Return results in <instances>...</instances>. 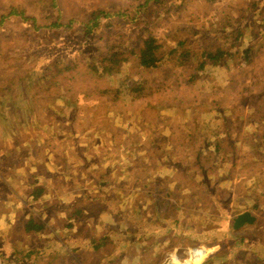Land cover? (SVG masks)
Segmentation results:
<instances>
[{
    "label": "rangeland",
    "instance_id": "1",
    "mask_svg": "<svg viewBox=\"0 0 264 264\" xmlns=\"http://www.w3.org/2000/svg\"><path fill=\"white\" fill-rule=\"evenodd\" d=\"M181 1L0 0V16L13 15L0 31V264L51 255L14 239L8 224L26 216L13 189L34 200L44 190L45 207L64 199L71 217L73 195L95 197L114 254L150 250L164 208L158 236L195 226L194 248L223 244L222 216L244 209L264 234V0ZM236 30L238 54L219 68L168 56L184 39L197 62ZM150 36L166 56L143 68L130 52ZM52 63L62 77L43 74Z\"/></svg>",
    "mask_w": 264,
    "mask_h": 264
},
{
    "label": "crops",
    "instance_id": "2",
    "mask_svg": "<svg viewBox=\"0 0 264 264\" xmlns=\"http://www.w3.org/2000/svg\"><path fill=\"white\" fill-rule=\"evenodd\" d=\"M8 15L13 16L11 13L0 16V31L12 25L4 24V21L9 18ZM20 18L24 20V23L27 22L22 15ZM141 142L136 141L135 143L139 144ZM30 189L23 196L17 193L15 189L10 191L15 194L16 201L13 209H16V215L22 211L26 216V220L24 222L20 221L19 225L9 223L8 227L10 232L23 233L25 232L23 224L30 218L34 217L40 220L44 229L37 234H32L31 242H37V247H40V245L46 246L51 253L50 256L46 254L40 258L47 260V262L42 260L41 264H141L140 258L146 253H149L147 254L149 259L143 261L144 264H167L171 256L178 258L182 264H264V234L261 228L258 229L256 227L258 218L252 216L251 212L248 211L247 213L254 218V221L250 224L245 223L238 228L234 227L236 218L246 213V209L242 213L237 211L234 216L228 214L230 217L226 219L222 216V220L218 224L220 227L217 229L218 232L216 230L217 233L215 235L218 238L224 237L223 244L216 241L215 245L209 247L211 238H208L205 247L199 249L197 247L194 248V240L192 241L191 237H188L192 235L195 226L187 230L183 228L179 238L176 235L179 228L174 229L169 235L158 236L163 233L161 216L171 217L168 210L164 208L159 211L158 226L151 232V236L156 237L147 240L149 246H151L150 250L148 249L144 252L126 250L123 254H114V250H117L118 245L115 241L111 242L110 238L115 231H108L106 234H102V211L91 210V202L96 200L95 197L84 198L73 195L74 203L71 217L65 215L64 207L66 201L64 199H57L54 204L45 207L46 205L42 199L47 192L41 190L40 199L34 200V191L31 192ZM87 196L89 195L87 194ZM161 203H166V200H162ZM232 205L234 208L241 204L235 201ZM60 208L61 210L59 211ZM75 208H79L80 213L74 212ZM47 209L53 210L50 215L45 214ZM227 211L230 213L229 209ZM232 213H235L234 209ZM56 215L58 217H54ZM108 221L109 228L117 224L116 220L111 218ZM229 224L232 225L231 230H228ZM200 228L198 227L197 229ZM126 231L127 229H125ZM9 235L10 233L6 238L10 244ZM226 235L234 237L228 244ZM173 238L175 240L171 242ZM184 242L187 245L184 246ZM142 245L143 243L139 246L141 247ZM200 252L204 253V255L199 257ZM36 259L39 258L37 257Z\"/></svg>",
    "mask_w": 264,
    "mask_h": 264
},
{
    "label": "trees",
    "instance_id": "3",
    "mask_svg": "<svg viewBox=\"0 0 264 264\" xmlns=\"http://www.w3.org/2000/svg\"><path fill=\"white\" fill-rule=\"evenodd\" d=\"M183 5L184 0L181 1L177 8L180 9L183 7ZM180 32L181 30L178 33ZM242 36L243 34L240 32V30L232 31L228 36L225 35V38L229 42L228 45L223 46L222 44L221 46L203 48L200 58L197 62H192V59L195 57L194 50L186 51L185 55H183L186 43L184 39L180 40L176 46L172 47V49L168 52V56L175 55L176 59L180 61V64H189L197 71H203L207 66L219 68L221 65L227 64L229 61L235 59V56L238 54L236 45ZM246 51L247 50H244V52ZM130 53L135 62L143 68H156L157 63L160 61V59H164L166 56L165 53H163V44L153 36H150L143 41V48L132 50ZM116 56H118V54H116ZM118 62L119 60L113 62L112 64H115L117 66ZM53 73H55L58 77H62L65 72L62 70V66L60 64L56 65L55 63H52L49 69L43 71V74L51 75ZM23 225L25 232L17 233L15 231L14 234V239L19 241L20 244L29 243L28 239H31L32 234H37L44 229L40 220L34 217L30 218Z\"/></svg>",
    "mask_w": 264,
    "mask_h": 264
},
{
    "label": "water",
    "instance_id": "4",
    "mask_svg": "<svg viewBox=\"0 0 264 264\" xmlns=\"http://www.w3.org/2000/svg\"><path fill=\"white\" fill-rule=\"evenodd\" d=\"M254 221V218L251 217V215L249 213H244L241 216H238L235 220V228H238L239 226L244 225L245 223H252ZM167 264H182L181 262H179L178 258L171 256L170 259L168 260Z\"/></svg>",
    "mask_w": 264,
    "mask_h": 264
},
{
    "label": "bare ground",
    "instance_id": "5",
    "mask_svg": "<svg viewBox=\"0 0 264 264\" xmlns=\"http://www.w3.org/2000/svg\"><path fill=\"white\" fill-rule=\"evenodd\" d=\"M203 255H204V253H202V252L199 253V257H200V256H203Z\"/></svg>",
    "mask_w": 264,
    "mask_h": 264
}]
</instances>
